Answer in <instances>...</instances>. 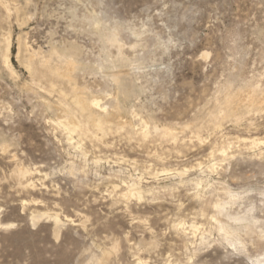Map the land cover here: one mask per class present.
Listing matches in <instances>:
<instances>
[{
    "label": "rangeland",
    "instance_id": "374dc122",
    "mask_svg": "<svg viewBox=\"0 0 264 264\" xmlns=\"http://www.w3.org/2000/svg\"><path fill=\"white\" fill-rule=\"evenodd\" d=\"M258 262L264 0H0V264Z\"/></svg>",
    "mask_w": 264,
    "mask_h": 264
},
{
    "label": "bare ground",
    "instance_id": "6f19581e",
    "mask_svg": "<svg viewBox=\"0 0 264 264\" xmlns=\"http://www.w3.org/2000/svg\"><path fill=\"white\" fill-rule=\"evenodd\" d=\"M65 61V64H66V70H65V72H58L57 73V76L58 77H62V78H66V77H68V75H67V73L69 72V70H72V67H73V65H72V63H71V61L70 60H64ZM7 62V61H6ZM74 62V61H73ZM11 66V65H10ZM8 68H10V67H8ZM65 69V68H64ZM48 71V70H47ZM62 71H64V70H62ZM72 72V71H71ZM56 73V72H55ZM67 79V78H66ZM116 79H117V76H116ZM118 80V79H117ZM73 89V88H72ZM73 92H75V97H76V99H77V101H78V104L80 105H78L79 107H80V109L79 110H81L84 114L85 113H87L89 116H90V122H92L94 125H95V127L98 129V130H100V129H102L101 127H102V123H100V121L98 122L97 120V117L99 116V114L102 112V107L100 106V104H99V102H97V101H93V102H88V101H86V100H84V98H82V96H81V94L78 92V91H73ZM250 92V91H249ZM250 94H251V92H250ZM74 95V94H73ZM245 95V94H244ZM250 96V95H249ZM227 97V96H226ZM242 97H243V95H242ZM245 97V96H244ZM229 98V97H228ZM226 99V102L227 103H229V99ZM232 98V97H231ZM239 98V97H238ZM246 98V97H245ZM254 98V97H253ZM253 98L251 99L252 101H254L253 100ZM237 99V98H236ZM231 100V99H230ZM242 100V99H241ZM243 100H244V98H243ZM236 101V100H235ZM237 101H239V102H242V101H240V100H237ZM246 101V100H245ZM248 101V100H247ZM252 101H248L247 103V105H249V107H252V105H254V103L252 102ZM226 102H225V104H226ZM244 102V101H243ZM255 102V101H254ZM233 103V102H232ZM77 104V103H76ZM235 104V103H234ZM239 104V103H238ZM241 104V103H240ZM244 104V103H243ZM227 106H228V104H226ZM225 105V106H226ZM232 105V104H231ZM234 106V105H233ZM241 108V107H240ZM119 109V108H118ZM224 109V108H223ZM61 112H62V116L63 117H61L62 118V121L60 122V126L61 127H63L65 130H67V131H69V132H76V131H78V130H76V125H78V124H75L74 123V118H73V115H72V113L69 111V110H66V109H62L61 110ZM232 112H234V111H232ZM231 113V112H230ZM117 115V114H116ZM114 116V117H113ZM113 118H115L116 116L113 114ZM119 116V115H118ZM61 118H60V120H61ZM64 120V121H63ZM117 120V119H116ZM215 120V119H214ZM107 121V120H106ZM115 121V120H114ZM104 122V121H103ZM118 122V121H117ZM120 122V121H119ZM118 122V125L120 124ZM76 123H78L77 121H76ZM91 123V124H92ZM74 124H75V126H74ZM116 124V123H115ZM79 125H80V123H79ZM82 126V125H81ZM78 127V126H77ZM121 127V126H120ZM147 128V127H146ZM77 129H80V126H79V128H77ZM82 130V129H81ZM102 134V133H101ZM141 135V134H140ZM173 139V138H172ZM253 142V143H252ZM251 143H252V145L253 144H255V142L254 141H252ZM225 151V150H224ZM24 179V178H23ZM27 186H28V184H27ZM26 186V187H27ZM31 187V186H30ZM222 205V204H221ZM220 208V207H219ZM55 224H56V226L58 227L59 225H57L58 224V221L55 219ZM182 225V224H181ZM56 227V228H57ZM222 227V226H221ZM231 227V226H230ZM227 228V227H226ZM232 228V227H231ZM193 229H197L196 227H194L193 226ZM224 229V228H223ZM233 229H235V228H233ZM225 230V229H224ZM228 230V229H227ZM221 231H223V230H221ZM226 231V230H225ZM230 232V231H229ZM223 234H225V233H223ZM231 234V233H230ZM226 235V234H225ZM229 240V239H228ZM235 242V241H234ZM258 264H264V262H258Z\"/></svg>",
    "mask_w": 264,
    "mask_h": 264
}]
</instances>
